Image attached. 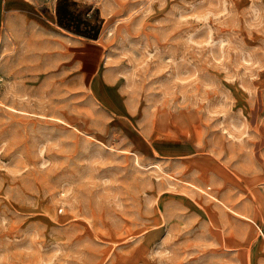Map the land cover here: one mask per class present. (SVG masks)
Listing matches in <instances>:
<instances>
[{"label":"rangeland","instance_id":"374dc122","mask_svg":"<svg viewBox=\"0 0 264 264\" xmlns=\"http://www.w3.org/2000/svg\"><path fill=\"white\" fill-rule=\"evenodd\" d=\"M64 5L0 27V264H264V0Z\"/></svg>","mask_w":264,"mask_h":264},{"label":"crops","instance_id":"0c3cea01","mask_svg":"<svg viewBox=\"0 0 264 264\" xmlns=\"http://www.w3.org/2000/svg\"><path fill=\"white\" fill-rule=\"evenodd\" d=\"M1 29L6 28L13 20H20L24 21L27 18V11L28 8H34L37 11H40V7H46L50 11L51 20H48L53 26L57 27L58 30H47L41 25L35 24L37 30L44 34V35H53L55 34L58 38L64 39L63 41L66 43H71L76 46H82L84 44L83 40L89 42L93 41L96 42L97 36L89 35V32L82 30L81 28L78 29L71 19H66L63 13V9L65 7V3L72 1V0H38V2H34L32 0H1ZM43 1V2H42ZM77 1V0H73ZM67 7V6H66ZM72 13V14H71ZM67 14L69 17L76 18V13L71 12ZM97 26V30H98ZM3 32V31H2ZM1 32V35H2ZM0 35V37H1ZM97 47V46H95ZM98 48V47H97ZM77 53V52H75ZM76 64L83 68L84 60L78 59ZM99 67H97L91 73L94 76L98 75ZM117 116H123V112L119 109L117 110ZM153 133L148 132L147 135L142 134V144L143 150L146 152H153L161 156L166 157H178L182 158L183 162L187 163L188 159L194 157L197 152H194L193 147L194 143L191 142L189 139H175L171 137H160L154 136ZM215 200L219 201L217 198ZM226 206V205H225ZM228 207V206H226ZM233 211L231 208H229ZM236 213L235 211H233ZM238 214V213H236ZM244 217V216H242ZM247 218V217H246ZM251 220V219H250Z\"/></svg>","mask_w":264,"mask_h":264}]
</instances>
